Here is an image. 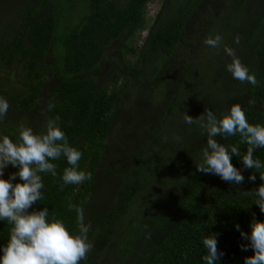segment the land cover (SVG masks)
<instances>
[{"label": "trees", "instance_id": "16d2710c", "mask_svg": "<svg viewBox=\"0 0 264 264\" xmlns=\"http://www.w3.org/2000/svg\"><path fill=\"white\" fill-rule=\"evenodd\" d=\"M150 1L0 0V96L9 102L0 136L16 141L24 126L40 133L59 116L81 150L79 167L91 179L64 184L61 156L56 176L41 173L34 205L72 230L83 209L93 247L80 264H206L202 240L213 230L223 251L217 264H243L252 253L234 225L248 231L253 218L264 219L253 192L264 167L246 168L234 155L239 185L200 172L207 133L184 116L219 117L239 103L249 123L264 124V0H162L151 24ZM217 33L219 47L205 44ZM225 46L255 85L227 70ZM215 138L247 151L239 133ZM253 156L264 165V147ZM15 171L9 164L4 175ZM11 227L0 221V245Z\"/></svg>", "mask_w": 264, "mask_h": 264}, {"label": "clouds", "instance_id": "9594fccd", "mask_svg": "<svg viewBox=\"0 0 264 264\" xmlns=\"http://www.w3.org/2000/svg\"><path fill=\"white\" fill-rule=\"evenodd\" d=\"M234 39L237 44L240 42L238 35ZM222 40L223 37L217 33L204 42L216 48ZM224 51L232 58L226 64L232 76L255 85V74L250 72L235 50L225 46ZM8 110V100L0 96V119L4 118ZM184 119L188 124H198L207 133V145L202 150L201 163L196 164L200 172L215 174L222 180L239 185L244 175L233 164L234 155L240 157L246 168L259 170L264 167L253 156L256 148L264 147V124L249 123L241 104H232L219 117L212 111H205L204 115L196 117L185 112ZM59 120V116L49 119L45 130L40 133L31 126H24L16 141L7 135L0 136V221L6 220L12 225L7 242L0 245V264H80L93 247L89 239L91 224L85 222L82 208L76 209L77 230H72L64 218L50 215L47 206L34 207L42 199L44 183L41 173L56 176L57 164L53 161L61 156L68 165L61 176L64 184H81L92 176L91 172L80 169L82 152L68 142ZM237 133L248 145L244 155H240L236 145H225L215 138ZM9 164L16 171L5 177L4 170ZM260 178L264 181V173H260ZM249 179L254 181L256 176L250 175ZM253 192L256 197L254 202L264 211V183L259 184ZM72 207L75 206L69 204V208ZM234 227L240 232L241 249H251L252 253L244 257L243 264H264V219L253 218L248 231L241 228L239 223H235ZM218 236V231L213 230L203 237L202 242L207 251L202 260L206 264H217L223 255V251L218 248Z\"/></svg>", "mask_w": 264, "mask_h": 264}, {"label": "rangeland", "instance_id": "374dc122", "mask_svg": "<svg viewBox=\"0 0 264 264\" xmlns=\"http://www.w3.org/2000/svg\"><path fill=\"white\" fill-rule=\"evenodd\" d=\"M162 0H151L148 7H147V13H146V19L148 21V23H152L155 15L157 14L160 6H161ZM148 30L145 27L144 29H142L140 32H138L137 34V38L134 39L132 45L139 50L141 48V46L143 45V41L145 36L147 35ZM7 169V167L5 168V170ZM4 170V171H5Z\"/></svg>", "mask_w": 264, "mask_h": 264}]
</instances>
